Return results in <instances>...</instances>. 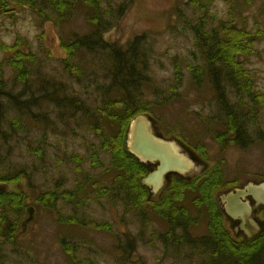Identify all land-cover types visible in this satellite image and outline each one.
Instances as JSON below:
<instances>
[{"label": "rangeland", "instance_id": "rangeland-1", "mask_svg": "<svg viewBox=\"0 0 264 264\" xmlns=\"http://www.w3.org/2000/svg\"><path fill=\"white\" fill-rule=\"evenodd\" d=\"M40 1L47 0L36 5L8 0L9 11L0 9V174L26 175L13 185H0V192H25L33 201L40 192L75 190L76 198L60 197L50 210L30 202L34 216L19 237L10 241L7 232L0 238V264H75L62 242L79 264H212L206 252L192 253L195 247L206 250L198 241L208 234L206 213L192 204V193L181 202L193 220L187 233L178 228L166 238L168 225L149 204L139 214L121 194L112 195L116 190L106 196L96 190L112 187L110 156L99 149L112 129L104 119L94 124L100 116L96 108L119 98L112 80L113 59L120 52L122 70L137 86L140 77L134 96L151 106L158 134L182 140L181 149L193 160L191 174L219 166L223 182L240 190L249 183L264 184V103L253 100L254 93L264 95V0H95L100 4L99 36L116 21L119 25L108 37L112 47L77 48L70 56L69 65L80 68L79 78L66 70L61 44L94 37L93 10L79 0L60 16ZM222 22L258 36L249 53L235 57L249 72V96L238 91L242 81L227 80L224 73L230 70L210 64L203 51L204 41ZM15 44L25 56L23 81L7 63ZM130 48L135 51L129 53ZM53 93L58 100L75 97L82 108L52 102ZM226 111L243 134L237 144L229 142L239 133L228 134ZM220 134L226 135L224 145L217 140ZM199 145L204 161L196 151ZM159 192H151L149 199ZM225 194H216L221 208ZM244 199L251 211L262 205L251 196ZM227 216L223 222L229 238H244L251 228L250 235L256 227L262 230L252 212L243 216L244 222ZM179 237L178 247L173 242Z\"/></svg>", "mask_w": 264, "mask_h": 264}, {"label": "trees", "instance_id": "trees-1", "mask_svg": "<svg viewBox=\"0 0 264 264\" xmlns=\"http://www.w3.org/2000/svg\"><path fill=\"white\" fill-rule=\"evenodd\" d=\"M15 1L18 5H23L25 3H30V5L38 4V0ZM40 2L43 7L63 16L66 9L75 5L79 0H47ZM82 2L93 10L94 16L90 19V22L91 25L96 27L98 34L96 33L94 37L75 39L70 44L62 43L61 47L65 49L67 53L64 60L65 68L69 73H73L76 78H79L81 75L80 68L76 64L69 65V58L77 48L90 50L92 46L97 47V45L100 44V46L105 49L113 45L104 44L99 36V31L102 30L100 28L101 19L98 18L99 16L96 14V10L100 7L99 2L95 0H82ZM195 2L199 7L202 6L204 9L207 8L204 4L198 1ZM8 7V0H0V9L3 12H8ZM223 23L224 22L216 29L214 36L206 38L203 51L209 53L210 58L208 60L210 64L215 61L220 63L222 67L230 70L224 73L227 80L229 79V81L236 82L242 81L243 84L238 86V91L240 95L246 94L249 96L251 89L250 80L248 78L249 72L241 68L243 64L237 63L235 57L237 55H246L252 50L253 42L249 39L251 34L244 29H236L232 22L230 24L225 23L226 25ZM9 50L13 51V53L9 56L7 63L12 69L18 71L17 77L23 81L27 78V72L25 70L22 71L25 65L24 53L18 49V44L9 47ZM134 51L135 49L130 48L129 53H133ZM116 54L117 55L113 59V68H115V70L113 73L112 87L115 92L119 93V98L107 101L104 100L102 105L96 108V112L100 116L96 117L94 120V124L98 125L99 119H104L112 129V132L103 136L99 148L110 156V167L112 168L108 172L110 173L112 171V187L110 189L105 187L96 190L102 191L101 194L104 196L116 190L117 192L112 193V195L117 198L119 194H121L122 197L128 201V205L139 214L142 213L141 208L143 204H149L155 214L167 223L168 230L165 235L166 238L171 237L174 230L178 228H182L183 231L187 233V226L193 220L188 218V212L181 202L187 193H192V204L196 208H204L208 231V234L202 236L198 241L203 243L206 250L195 247L192 248L193 254L195 252V254H200L203 251L206 252L208 258L212 260V264H264V228L251 238H241L238 236H235L236 238H229L227 230L224 227V213L216 202V194L236 186L232 185L234 183L223 182L222 171L219 166L208 169L200 176L191 179L170 174L168 177V185L160 197L157 200L149 199V190L146 186L142 185L141 180L154 167L139 162L132 154L128 153L125 147V139L127 128L131 120L137 115L149 114L151 106H148L147 103H140L134 96V91L140 85V79L137 78L139 84L138 86L135 85L136 81L132 80V75L126 74L122 70V67L125 65L121 56L122 53L119 52ZM56 95L57 93H53L51 97L52 102L66 103L68 106L78 110L82 108L80 107V102L75 97L64 96L61 100H58L55 99ZM253 98H255L253 100L258 105L264 103V95L262 94L254 93ZM87 112L86 110V113ZM230 113V111H226V115L228 116L227 132L228 134L232 132L238 134L240 130L236 127L234 120L231 119L232 114ZM95 128L101 129L99 126ZM101 132H103V130H101ZM225 136V134L217 135V140L220 143L223 142V145L225 143ZM243 139V134L241 136L239 133L234 139H229V142L237 144V140L242 141ZM196 151L199 158L204 161L203 155L205 150L202 148V145L196 146ZM92 158L95 160L97 154L94 153ZM76 160L80 161L81 157H76ZM93 164H95V162ZM25 176L23 171L16 172L13 175L0 174V185H13L14 183H18ZM75 195V190L72 192L67 191L60 193L56 191H44L40 192L33 201H30L31 198L25 192L7 190L0 192V238L2 237V239H5L8 232V239H10V241L14 240V237L16 239L19 230H23L33 218L34 209L29 204L30 202H34L35 205H43V208L50 210L54 209L56 201L60 197L71 201L76 198ZM10 215H14L15 217L10 218ZM261 215H263V217L260 219V222L264 226V210L259 214V216ZM182 241L181 237H179L174 239L173 243L179 247V245H182ZM62 246L71 254L69 255L71 261L75 264H79L74 253L69 251L68 248L70 246L68 243L62 242Z\"/></svg>", "mask_w": 264, "mask_h": 264}, {"label": "water", "instance_id": "water-1", "mask_svg": "<svg viewBox=\"0 0 264 264\" xmlns=\"http://www.w3.org/2000/svg\"><path fill=\"white\" fill-rule=\"evenodd\" d=\"M118 25L104 34V40L109 43L108 37L114 33ZM126 148L142 163H156V169L142 180V184L151 187L153 193L161 191L165 186V178L169 173L178 174L186 179H191L196 174H191L193 160L175 141H167L155 135L152 122L145 115L135 117L129 124L126 138ZM252 196L257 203H264V184L258 186L248 185L244 190L237 189L229 193L222 201L226 214L233 219L245 221L243 216L251 214V206L244 199ZM253 210V209H252ZM253 222L247 219L246 222ZM241 221V223H243ZM261 228V227H259ZM262 229V228H261ZM252 231V228L250 229ZM247 232L248 237H253L262 230L255 228ZM255 233V234H254Z\"/></svg>", "mask_w": 264, "mask_h": 264}]
</instances>
